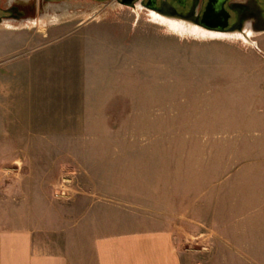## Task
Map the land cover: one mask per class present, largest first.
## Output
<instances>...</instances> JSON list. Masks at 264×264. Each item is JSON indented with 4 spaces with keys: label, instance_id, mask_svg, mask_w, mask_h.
Here are the masks:
<instances>
[{
    "label": "rangeland",
    "instance_id": "obj_1",
    "mask_svg": "<svg viewBox=\"0 0 264 264\" xmlns=\"http://www.w3.org/2000/svg\"><path fill=\"white\" fill-rule=\"evenodd\" d=\"M14 1L27 4L29 15L46 17V29L61 22L62 32L44 37L39 24L0 30V228L43 232L47 251L61 245L65 250L78 234L74 242L81 244L92 229L68 235L71 224L101 200L99 179L122 168L124 179L144 172L185 178V242L194 249L213 253L214 237L219 245L264 229V32L249 23L244 31L215 32L119 0H41L39 7L34 0ZM13 31L37 39H17ZM85 31L98 36L95 44L105 48L111 65L122 67L110 70L107 88L130 99L151 95L150 115L124 116L125 108H136L127 104L122 117L82 116L87 79L81 68L67 83L49 76L32 85L30 95L22 85L12 90L4 64L35 49L49 45L43 59L73 60L81 67L77 51L82 46L86 56L90 46ZM64 47L68 53L56 52ZM16 49L21 51L10 52ZM23 95H34L37 107L27 108ZM119 143L125 164L114 162ZM179 205L176 197L173 207L182 210ZM217 258L219 264H264V256ZM202 264L218 262L206 256Z\"/></svg>",
    "mask_w": 264,
    "mask_h": 264
},
{
    "label": "crops",
    "instance_id": "obj_2",
    "mask_svg": "<svg viewBox=\"0 0 264 264\" xmlns=\"http://www.w3.org/2000/svg\"><path fill=\"white\" fill-rule=\"evenodd\" d=\"M42 1L46 3L55 0ZM15 2L0 0V4L4 7ZM33 3L38 7L44 4L41 0H34ZM38 15L2 17L0 30H9V26H15V28L23 26L24 29L25 24L29 30L38 24L41 26L42 21L47 18ZM113 18L109 17L106 20L111 19L115 22ZM45 26L42 25V28ZM97 26L102 27L101 21L97 23ZM237 31H244V28ZM39 32L44 37H47V33L48 35L57 34L62 32V23L54 24L51 29L45 28ZM82 33L77 32V37L82 36ZM13 35L17 39H28V42L37 39L36 35L20 34L15 31H13ZM87 37L90 38V46H88L89 50L87 49L86 56L85 51L81 49L82 46L77 51L81 57V67L77 61L73 63V60L68 62L56 59L51 64L45 58L43 59L40 53L46 52L49 45L42 47L40 51L36 49L34 52L31 51L33 54L31 56L14 58L4 64L8 71L6 76L13 80L12 90L15 92L16 86L22 85L30 95L32 85L41 84L49 76V79H56L53 81L55 83H67L68 76L76 77L81 68L85 79H87L84 88L85 94L81 98L82 113L80 114L82 116L122 117V106L127 107V104L136 108H125L128 111L124 113V116H145L144 112H148L150 115L149 111H153L155 101L151 95L146 94L130 99L126 95L122 96L120 91L118 95L111 93V90L107 88L108 83L105 81L107 79L105 77L111 72L110 70L121 69L122 71V67L117 68L111 65L108 58L104 57L105 48L95 44L98 37L96 34L91 36L87 33ZM27 46L31 47L30 44ZM66 48H61L56 52L63 55L68 53ZM20 51L16 49L10 52L18 53ZM33 96L27 99L23 95V102L26 103L27 108L30 107L29 109L37 107L34 105ZM72 103H78V100L72 98ZM119 127L122 130V122ZM86 131L92 130H89L87 126ZM113 158L114 162L126 163L122 159V143H119L118 157ZM119 173L99 179L103 184L98 187L104 191L103 196H100L101 200L93 202L90 207L86 208L81 222L71 224L72 232L68 235H75L73 232L76 233L75 230L79 228L92 229L86 235L83 233L81 244L78 241L74 242L78 238L80 239L78 234V237L73 236L74 238L67 242L65 250L61 245V247L57 246L54 251H47L46 236L43 232L32 228H0V264H202V259L206 256H214L219 264L222 258H217L218 256H264V229L257 228L248 231L244 239H242L244 235L242 234L240 240L235 237V239H226L225 243L220 242L222 247L219 246L220 243L217 244L219 239L214 237L216 246L213 253H205L201 248H192L187 244L189 240L185 242L186 232L184 230L190 224L187 218L189 208L185 210L184 207L185 198H187L186 205L188 207L190 203V191L189 187L185 189V178H175L167 173L144 172L132 179H124L122 178V168ZM105 179L109 183H106L108 181ZM181 181L182 183H180ZM131 188H135L137 192L132 193ZM176 197L180 204L178 207L182 206V210L173 207ZM171 203L173 204L170 205ZM94 230L96 231L94 232Z\"/></svg>",
    "mask_w": 264,
    "mask_h": 264
},
{
    "label": "flooded vegetation",
    "instance_id": "obj_3",
    "mask_svg": "<svg viewBox=\"0 0 264 264\" xmlns=\"http://www.w3.org/2000/svg\"><path fill=\"white\" fill-rule=\"evenodd\" d=\"M124 5L138 3L150 10L180 13L198 25L215 32H234L249 23L253 30L264 32V6L259 0H119ZM29 6L15 2L8 7L0 4L2 17L28 15Z\"/></svg>",
    "mask_w": 264,
    "mask_h": 264
},
{
    "label": "water",
    "instance_id": "obj_4",
    "mask_svg": "<svg viewBox=\"0 0 264 264\" xmlns=\"http://www.w3.org/2000/svg\"><path fill=\"white\" fill-rule=\"evenodd\" d=\"M155 11L160 13V14H163L165 16H170V17H175V18H180V19H184V20L195 22L192 18H188V17H186V16H184L183 14H180V13H175V15H174V14H170V13H167V12H162V11H159V10H155ZM195 23H197V22H195ZM239 30H242V28H239Z\"/></svg>",
    "mask_w": 264,
    "mask_h": 264
},
{
    "label": "bare ground",
    "instance_id": "obj_5",
    "mask_svg": "<svg viewBox=\"0 0 264 264\" xmlns=\"http://www.w3.org/2000/svg\"><path fill=\"white\" fill-rule=\"evenodd\" d=\"M163 15V14H162ZM165 17V15H163Z\"/></svg>",
    "mask_w": 264,
    "mask_h": 264
}]
</instances>
